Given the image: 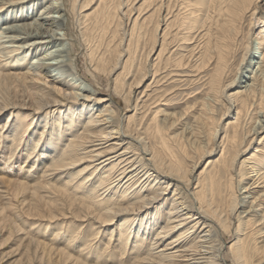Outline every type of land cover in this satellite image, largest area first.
I'll list each match as a JSON object with an SVG mask.
<instances>
[{
	"label": "bare ground",
	"instance_id": "bare-ground-1",
	"mask_svg": "<svg viewBox=\"0 0 264 264\" xmlns=\"http://www.w3.org/2000/svg\"><path fill=\"white\" fill-rule=\"evenodd\" d=\"M133 1L98 0L97 7L100 3L103 5L96 13L94 26L104 30L110 16L114 17L116 13L122 19L126 11L123 12L121 6ZM92 2L93 0H0V116L8 111L5 122L0 127V136L6 137L5 142L0 139V147L5 146L12 151L5 160H10L19 147L21 153L26 151L22 162H18L20 154L16 155L17 167H9H14V171L0 170V196L2 192H6L1 189L3 185L21 187L29 191L30 200L22 208L19 207V211L24 212L21 215L25 220L33 221L32 225L41 220L55 221L70 217L75 220L76 225L74 231L64 233L66 241L70 239L66 247H53L51 243L35 238L30 232L27 234L20 231L9 215L11 211L4 214L7 209L15 211L14 205L3 202L0 204V232L15 230L23 242L26 264L35 262L31 256L32 252L35 254L37 251L40 253L38 264L49 255L57 258L56 260H63V264H89V259L82 255L91 252L92 247L87 241L78 245L74 254L67 250L70 245L84 240L80 233L87 225L77 221L85 222L87 218L97 228L94 231L90 223L91 230L87 234L89 241L95 238L100 229L119 219L117 240L122 246L131 242L133 249L137 247L134 250L136 258L133 257V264H225L223 232H234L235 236L230 241L228 250L236 264H264V163L255 164L250 159L248 163L254 164H240L237 172L233 171L238 156L249 146L248 139L251 137L253 140L260 133L259 130L264 128V124L255 119L248 131L240 133V111L246 109L247 105L250 107L251 100L264 91V17L259 16L258 0H224L222 12L225 17L222 23H217L213 32L207 33V40L202 47L204 54L201 52L195 58L201 66H206L210 61L215 64V71L209 78L212 97L202 103V109L210 110L212 104L209 101L212 102L217 93L221 94L228 87L232 88L231 82L224 86L221 84L225 71L232 64L230 60L234 54L232 42L236 37L237 18L250 13L248 31L262 22L255 37L247 35L241 64L236 68L237 74L242 66L239 73L246 71L248 75L242 74V79L247 78H240L236 84H244L239 85L241 88L234 94H228L229 107L238 105L233 119L228 121L233 129L229 137L230 144L227 147L224 145L225 140L220 141V155L209 161L212 171L205 183L203 180L196 182V195L185 193L183 185L192 181L189 172L196 164L194 168L188 169L187 165L174 164L163 158L155 161L153 151L138 152L132 145L136 138L132 137L128 126L120 124L118 111L112 108V98L98 96V88H89L80 81L85 76L78 73L75 59L72 61V45L66 47L63 43L70 35L64 21L65 7L68 6L67 10L74 17L77 13L83 16L81 12ZM38 6L40 13L36 11ZM173 8L170 0L160 3L158 10H165L162 20L166 22L167 15H173ZM138 17L139 14L131 21V27H128L129 42L134 35ZM128 19L130 21V15ZM63 28L65 31L59 32ZM199 43L192 46L196 48L200 46ZM164 45L162 39L155 59L161 57ZM152 47L153 44L147 51L148 55L152 52ZM253 47H257L260 52L254 56L256 60L247 57ZM93 51L90 48L88 53L93 69L99 70L101 66L106 75L111 74L119 53L115 55V64L107 67L103 62V55L96 56ZM169 51L170 49L167 52ZM30 54L31 60L28 59ZM156 71L154 70V75ZM90 77L94 79L92 83L100 79L96 71L91 72ZM142 77L141 75L136 83ZM79 90L86 94L78 93ZM208 121L211 123L208 127L210 139H214L222 128L217 121ZM4 126L6 128L2 131ZM190 134L192 138L195 137L191 144L198 145L194 140L200 135H196L195 131ZM61 136H65L62 143ZM31 146L36 147L37 153L30 158L29 155L34 151ZM204 147L206 145L200 146V151H203L200 159L212 153L213 145L210 148ZM38 159L39 169H32L38 166ZM28 160H32L31 163ZM82 164L84 166L81 167ZM77 166L80 169L75 170ZM24 168L26 169L22 171ZM243 169L246 171L243 172ZM30 170L31 172H27ZM41 176L45 180L37 182ZM236 177L242 183L247 178L250 181L242 184V189L239 190L234 188ZM72 183L76 184L73 191L83 197H74L77 201L74 215L55 212L52 201H59V195L64 194ZM253 192L254 199L245 205ZM167 200L169 203H166ZM238 207L244 210L237 212ZM153 208L155 211L151 212ZM234 218L237 224L232 230ZM61 230L62 226L60 229L54 227L53 237L58 236ZM144 244L146 249L142 248ZM95 247L97 254L99 246ZM95 259L91 263H96Z\"/></svg>",
	"mask_w": 264,
	"mask_h": 264
},
{
	"label": "rangeland",
	"instance_id": "rangeland-1",
	"mask_svg": "<svg viewBox=\"0 0 264 264\" xmlns=\"http://www.w3.org/2000/svg\"><path fill=\"white\" fill-rule=\"evenodd\" d=\"M114 1L117 2L118 0ZM163 1L167 0H134L131 4L121 6L122 11H126L123 18H119L120 15L117 13L114 17L110 16L108 26L104 30L99 27L97 28L96 25L94 26L96 13L103 5L100 3L97 7L98 0H93L89 7L81 12L83 16L77 13L74 17L67 10L68 6H66L64 21L66 22V27L70 30V35L63 43L66 47L69 44L72 45V61L75 59L78 73L81 76H85V79H80V81H83L89 88H98V96L112 98V108L118 111L120 124L123 127L128 126L132 137L136 138V141H133L132 145L138 152L141 153L144 150L153 151L156 155L155 161H158V159L162 160L161 158H163L165 161H171L174 164L182 163L187 165L188 169L194 168L196 164V167L189 172V177L192 181L188 184L183 183L186 189L185 193L196 195V182L203 180V183H205L206 177L212 171L211 165L208 164L209 161L214 160L215 157L220 155V141L225 140L224 145L227 147L230 144L229 137L233 129L228 121L233 119L238 105L229 107L227 102L229 100L228 94H234L235 91L241 88L239 85L244 84L243 82L236 83L240 81V78L242 79V74L248 75V73L242 70L240 74L241 66L236 74V68L241 64L240 60L244 52L247 35L250 34L252 37H255L262 22L256 24V28L248 31L250 13H247L243 18H237L235 24L237 28L236 37L232 42L234 54L230 60L232 64L225 71L226 73L222 78L223 82L221 84L224 86L231 82L232 88L228 87L223 93H217V97H213L215 99L212 102L209 101L212 104L210 110H204L202 109V103L212 97L209 78L215 71V64L213 61H210L206 66H201L195 58L201 52L204 54V48L202 47L203 43L207 40V33L213 32L217 23H222L221 21L225 17L222 12L225 2L224 0H170V4L174 6L173 15H167L165 22V20H162L165 10H158L160 3ZM263 1L258 0V5H260L259 16L262 17H264ZM176 5H178L177 8ZM39 8L38 6L36 11L40 13L41 9L39 10ZM138 14L139 17L134 35L129 42L130 35L128 33L130 30L128 27H131V21ZM128 15H130V21L129 19L127 20ZM118 21L120 25L117 26ZM126 23L127 25H125ZM63 31H65V28L59 30V32ZM162 39L163 43H165V50H163L159 59H155L161 48ZM195 43H199L200 46L195 48V46H192ZM152 44V52L148 55L147 51L151 48ZM90 48L94 50L93 53L96 56L103 55V62L107 67L110 64H115V55L119 53L117 64H115L111 74L106 75V72L102 71L101 66H99V70L93 69L88 57ZM168 49H170L169 52H167ZM259 54L258 48L253 47L249 50V56L247 57L251 60H256L254 56ZM31 57L32 55L30 54L28 59L31 60ZM154 70H157L155 75ZM95 71L100 79L92 83L94 79H91L90 73H95ZM141 75L143 76L142 80L136 83ZM246 78L243 77L242 80H246ZM232 79H234V82H232ZM80 92L86 94L83 90L78 91V93ZM134 105L136 106L134 107ZM6 112H3L0 116V127L5 122ZM240 115L242 123L241 134L250 129L255 119H259L260 123L264 124V91L261 95L252 99L250 107L247 105L246 109L240 111ZM208 119L217 121L219 127L222 128L214 139H210L208 127L211 123H209ZM5 128L6 126L2 128V131ZM260 130L259 134L254 135L253 140H251V137L248 139L250 140L249 146L244 153L238 156L236 165L233 167L234 172H237L240 164L241 166L246 164L250 166L254 163L260 165L264 163V128ZM192 131H195L196 135H200L194 140L198 145L191 144L195 138H192L190 134ZM162 138L166 140H162ZM0 139L5 142L4 139L6 137L0 136ZM63 139H65V136L60 137L61 143ZM203 145H206L204 148H210L213 145V150H211L212 153L210 155L202 156L200 159L199 156L203 155V151H200V146ZM31 149H34V151L29 155L30 158L37 153L35 151L36 147L31 146ZM10 151L5 146L0 147V170L14 171V167L12 169L9 167H17L18 162L24 161L26 151L23 150L21 153L20 147L18 152H14L10 160H5L10 155ZM17 154L21 156L18 162L16 161ZM145 157H148V155H145ZM250 159L254 163H248ZM31 161L28 160L27 162L31 163ZM39 161L38 159V166L36 165L32 169H39ZM4 162H6L5 165L3 164ZM77 169H80V166L75 167V170ZM244 170L242 171L244 172ZM27 172H31V170ZM172 176L181 181L176 175L172 174ZM248 179H245L242 183L236 177L234 188L236 187L241 190L242 184L250 181ZM41 180L45 179L41 176L37 182H42ZM224 181L222 180V182ZM75 185V183L69 185L68 190L64 191V194L59 195V201H52L55 205L53 207L55 212H66V214L70 213L74 215L75 208L77 207V201L74 197L78 199L82 197L78 192L73 191ZM1 189H5L6 192L1 193L0 204H3V202L10 203L16 209L15 211L7 209L4 214H9L11 211L9 215L13 219L14 225L20 228V231L27 234L30 232L35 238L47 243L49 242L53 247H66L69 244L70 239L66 241L64 233L74 231L76 228L74 224L75 220L71 217L55 221L41 220L40 223L32 225L33 221L25 220V217L21 215L24 212L19 211L24 203L29 202V191L14 185H3ZM253 195L255 196V192L250 194L248 203H245V205L250 204L249 202L254 199ZM166 203H169V201L167 200ZM242 210L244 208H237V212ZM150 211H155V208ZM23 220L25 222L22 223ZM86 221H77L80 224H86L87 228L85 227L80 233L84 240L81 239V242L74 243L67 249L70 253L74 254L78 245L87 241L92 247L91 252L88 255L86 253H82V255L87 260L89 259V264H133L135 262L133 257L134 250L137 247L133 249L132 243L129 242L127 245H123L126 249L123 251L124 247L117 240L119 219L113 220L105 228L100 229L91 241H89L90 237L87 234L91 230L90 223H92L93 227L94 223L89 218ZM0 222L2 224V221ZM13 223L10 221L11 226ZM236 224L237 220L235 218L234 220L232 219V230ZM61 226V233L53 237L54 233L52 229L54 227L60 229ZM32 227L34 228L32 229ZM8 231L6 229V231L0 232V264H26L27 257L23 249L22 240L16 235L15 230ZM94 231H97V228L94 227ZM222 234L223 255L226 258L225 264H236L228 250V245L235 236L234 232H230L229 234L223 232ZM21 235L23 234L21 233ZM95 245L99 246L97 254ZM142 248L146 249L145 244ZM39 254V251H37L35 254L32 252V256L30 255L35 259L33 264H38ZM53 257L49 255L42 258L40 260L42 261L41 264H45L47 261L50 264H63V260H56L57 258ZM94 258H96L97 262L91 263Z\"/></svg>",
	"mask_w": 264,
	"mask_h": 264
}]
</instances>
